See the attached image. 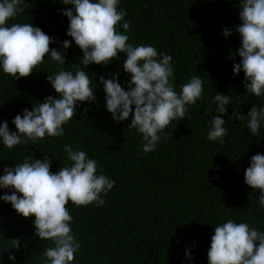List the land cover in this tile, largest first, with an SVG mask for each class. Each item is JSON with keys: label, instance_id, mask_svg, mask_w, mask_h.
I'll return each instance as SVG.
<instances>
[{"label": "trees", "instance_id": "trees-1", "mask_svg": "<svg viewBox=\"0 0 264 264\" xmlns=\"http://www.w3.org/2000/svg\"><path fill=\"white\" fill-rule=\"evenodd\" d=\"M240 2L120 0L119 8L127 10L125 20L131 25L128 43L152 45L171 55L178 93L192 75L198 74L204 81V98L191 106L189 115L175 129L167 127L156 150L147 155L142 153L140 134L128 129L131 116L120 123L112 119L99 81L100 76L107 78L108 73L118 72L119 82L127 90L130 74L123 69L126 54L118 53L120 59L106 67L95 63L87 67L80 62L82 50L72 41L64 65H57L48 54L30 77L19 80L0 68V123L7 120L11 131H16L11 121L17 114L22 115L25 108L32 110L49 95H57L48 75L60 70L75 74L81 69L93 81L96 100L77 102V115L63 125L64 136H46L35 144L29 141L12 149L0 139V175L5 166L13 168L26 157L43 159L46 155L53 158L51 171L56 173L71 164L63 150V145L69 144L74 150L86 151L104 174L116 181L101 207H76L69 201L71 228L81 242L73 264H208L216 225L232 219L264 231L260 191L250 188L244 179L251 157L264 154V122L253 136L247 120L228 119L236 107L247 115L253 104L264 106V100L246 92L244 72L233 73V64L241 58L229 56L241 45L239 33L233 31L227 38L222 35L224 26L232 29L241 24ZM62 3L24 0V12L9 20L8 26L32 23L56 38L58 42L51 48L59 46L71 40L66 35L69 20L62 12L73 6ZM122 23L120 32H124ZM217 93L231 96L223 115L224 127L229 129L223 145L207 138L211 116L217 114V105L212 103ZM6 193L11 191L0 189V196ZM34 220V216L25 218L0 200V264H13L8 259L12 254L15 264H44V248L53 242L35 236ZM16 238L21 240L19 250H5Z\"/></svg>", "mask_w": 264, "mask_h": 264}, {"label": "clouds", "instance_id": "clouds-1", "mask_svg": "<svg viewBox=\"0 0 264 264\" xmlns=\"http://www.w3.org/2000/svg\"><path fill=\"white\" fill-rule=\"evenodd\" d=\"M62 4L73 6L62 12L69 20L66 35L71 40L51 48V44L58 42L56 38L32 23L17 22L8 26L9 20L24 12V0H0V68L3 73L15 80L30 77L48 54L57 65H64L72 41L82 50L80 62L87 67L93 63L106 67L120 59L118 53L126 54L123 69L130 74L127 90L121 86L118 72L99 78L106 94L105 106L117 123L131 116L128 129L140 134L142 153L154 152L165 129L169 126L175 129L189 115L191 106L204 98L202 77L192 75L178 93L173 82L172 56L158 52L152 45L128 43L131 25L125 20L127 10L119 8L120 0H63ZM239 19L240 25L222 29L225 38L233 31L241 38L240 47L229 56L233 60L236 55L241 58L239 63L233 64V73L238 75L243 71L246 92L264 100V0H241ZM121 22L124 32L118 31ZM60 47L62 51H58ZM47 80L56 96L49 95L33 105L32 110L25 108L22 115L17 114L11 121L16 131L9 129L7 120L0 123V139L8 149L29 141L35 144L46 136H64L63 125L77 115V102L96 100L93 81L84 70L77 69L75 74L60 70L48 75ZM212 103L217 105V114L211 116L207 138L223 145L229 133L224 127L223 115L227 114L231 96L217 93ZM228 119L247 120V128L256 136L264 122V106L253 104L247 115L236 107ZM63 150L71 164L56 173L51 171L53 158L46 155L43 159L26 157L13 168L5 166L4 174L0 175V189L11 191L0 196V200L10 203L17 214L25 218L34 216L35 236L53 242V246L44 248V264H73L75 254L81 249V242L71 228L73 217L67 207L69 201L76 207L90 204L101 207L116 184L86 151L74 150L69 144L63 145ZM244 179L250 188L260 191L259 205L264 207V154L251 157ZM20 246L19 238L11 239L5 250H19ZM207 258L208 264H264V231L247 222L228 219L215 226ZM8 259L15 264L14 254Z\"/></svg>", "mask_w": 264, "mask_h": 264}]
</instances>
